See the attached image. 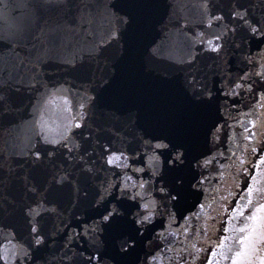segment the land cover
<instances>
[{"label": "water", "instance_id": "obj_1", "mask_svg": "<svg viewBox=\"0 0 264 264\" xmlns=\"http://www.w3.org/2000/svg\"><path fill=\"white\" fill-rule=\"evenodd\" d=\"M203 2L66 0L67 9L50 19L36 40L15 48L0 41V81H7L20 89L11 92V97L18 106L27 105L21 113L0 117V165H3L0 167V203L5 196L17 201L28 200L35 207L37 204L34 201L40 202L37 220L45 232L55 234L51 236L49 247L38 251L37 256L46 257L50 264H57L64 252L70 253L73 248L80 252L85 248L83 240H67V228L62 233L56 232V229L63 227L62 218L73 212L81 224L85 221L89 225L93 223L95 217L89 219L84 211H77V208L87 209L88 199H99L104 195L107 166H100V154L127 151L134 138L145 131L147 135L166 136L174 145L185 147L188 156L198 151L205 154H210V151L222 152L223 156L217 157L219 164L230 165L228 158L231 152L228 149L233 141L229 137H234L237 146L247 143L243 141L245 132L241 124L247 125L258 137L262 134L258 127L253 128L248 124L249 120L256 121L264 114V107L253 108L260 102L259 95L245 94L243 90L239 96L223 94L225 86L231 87L247 70L246 62L241 61V52L251 55L261 47L254 38L249 37L246 29L231 23L235 18L231 17L228 9L234 3H247L248 0H208L209 14L223 15V23L229 24L232 29L227 38L228 54L223 59L206 51L204 44L193 47L192 37L196 32L208 31L206 25L199 23L203 19V9L200 7ZM123 13L131 18V23L123 33L126 52L120 60L121 51L111 43V32L121 27L117 23V16ZM213 27L217 33L223 31L220 22H215ZM145 43L149 49L147 52H143ZM33 44L37 47L34 48ZM237 44L241 47L236 48ZM152 48L158 50L159 54L155 57L150 55ZM38 50L44 59L39 70L34 59ZM193 51L196 57L189 61V53ZM116 64L117 73L114 71ZM73 66H82L84 72L80 73L79 69L69 72L61 70ZM38 71L43 73L42 83L50 92L37 85L41 92H46V101L38 105L33 113L35 97L28 88L30 82L41 78ZM161 72H168L171 79L165 80ZM61 83L63 88L59 87ZM205 87L216 93L215 104L212 101L197 103L193 100ZM90 96L94 97L91 101L88 99ZM253 110L256 115H242ZM78 113L87 114L85 119L89 125L75 129V132L81 133L77 136L81 144L79 157L70 159L69 156L76 153L69 154L68 149L48 157L47 151L53 146L39 143L36 121L43 125L45 134L57 138L64 131L70 116L77 117ZM76 122L79 123V120ZM210 124L212 127L216 124L222 126L220 141L213 149L201 143ZM34 143L36 148L33 149L31 146ZM232 150L235 151L236 147ZM35 152L40 153L38 158ZM85 160L89 167L93 160L96 161L98 170L95 174L80 171ZM9 167L20 177L19 182L9 176ZM216 170L220 169L217 167ZM187 171L184 168H169L166 179L174 186L175 179L186 175ZM250 171L257 174L256 169ZM57 173H72L75 179L69 175V186L64 191H53L55 203H45L43 196L34 193L24 195L25 183L39 185L38 190L43 193L45 188H50L49 178ZM85 176L88 179H83ZM219 183L218 177L213 180L210 193ZM82 186H86L87 194L81 192ZM208 202L211 203V195ZM54 204L55 212L44 210L53 208ZM21 211L18 209L13 214L0 209V227L19 225L22 222ZM198 211L201 210L195 206L189 208V212ZM184 215H188V212ZM201 223L203 220L197 221L192 217L189 220L190 232L194 233ZM181 224L183 215L178 214L174 227L179 229ZM80 231L82 227H77V232ZM107 231V253L116 258L118 264H132L135 254L121 256L112 243L118 236L132 232L127 218H115ZM2 240L3 235L0 234ZM12 251L10 247L7 249L8 254ZM4 252L5 249L0 247V255H4ZM211 252L212 248L209 247L208 252L203 254L205 261L212 258ZM84 255L90 256V253L85 252ZM63 264L70 262L64 260Z\"/></svg>", "mask_w": 264, "mask_h": 264}, {"label": "clouds", "instance_id": "obj_2", "mask_svg": "<svg viewBox=\"0 0 264 264\" xmlns=\"http://www.w3.org/2000/svg\"><path fill=\"white\" fill-rule=\"evenodd\" d=\"M67 7L66 0H14L11 3L9 0H0V41L7 42L13 48L25 46L30 40H36L44 25ZM200 7L203 9V19L199 23L206 25L208 31L196 32L192 37L193 47L204 44L206 51L223 59L228 54L227 38L232 29L229 24L223 23V15L209 14L208 0H204ZM228 12L235 18L231 23L246 29L249 37L254 38L261 47L251 55L241 52L240 58L242 62H246L247 70L231 87L225 86L223 94L239 96L241 90L245 94H258L260 102L253 108L264 107V103H261L264 102V0L234 3ZM117 18L127 23L130 17L123 13ZM215 22L223 25V31L216 32L213 27ZM209 41L212 42L211 46ZM120 44L121 52L125 55L124 36ZM33 47L37 45L33 44ZM240 47V44L236 45V48ZM148 50L145 43L143 52ZM195 57L196 53L193 51L189 53L188 60ZM34 59L39 70L44 62L39 50ZM61 70L69 72L72 68ZM114 71L117 73V64ZM38 75L41 78L30 82L28 88L35 97L32 103L33 113L38 105L46 101V92H50L42 83L43 73L38 71ZM160 75L165 80L171 79L168 72H161ZM37 85L44 87L46 92H41ZM63 86V83L59 85L60 88ZM13 91L18 92L20 89L7 81H0V117L14 116L27 107L18 106L14 102L11 97ZM215 97L216 93L205 87L193 100L197 103L212 101L215 104ZM88 99L91 101L94 97L90 96ZM86 115L78 113L77 117L70 116L64 131L57 138L45 134L43 125L39 120L36 121L39 143L53 146L47 151L48 157H53L62 149H68L69 154L76 153L74 156L70 155V159L79 157L81 144L77 136L81 133L75 132V129L89 126ZM242 115L253 116L256 113L253 110ZM77 119L79 123L76 122ZM256 125L262 134L259 137L253 136V143L237 146L234 137H229L233 141L228 149L231 152L228 158L231 160L230 165L219 164L217 157L223 156L222 152L210 151V154H205L198 151L188 156L185 147L174 145L166 136L147 135L145 131L134 138L127 151L100 154V166H107L104 195L99 199H88L87 209L77 208V211H84L89 219L95 217L93 223L89 225L85 221L81 224L79 217L73 212L70 216L63 217V227L56 229V232L62 233L67 228V240H83L85 248L80 252L75 248L70 253L64 252L57 264H63L64 260L70 264H118L117 259L106 251L109 247L107 227L115 218L124 217L131 225L132 232L118 236L112 243L121 256L135 254L132 264H264V168L259 170V179L256 178L257 174L250 171L256 169L253 160L258 163L260 159H264V114L257 117ZM221 127L219 124L215 127L210 124L201 143L209 149L215 148L220 141ZM244 132L243 141H246L247 132ZM31 147L36 148V144ZM233 147H236L235 151L232 150ZM34 155L38 158L40 153L35 152ZM109 159L112 163H109ZM217 167L219 171L216 170ZM169 168H184L188 171L186 175L177 177L173 186L166 179ZM97 170L95 160L90 167L85 160L80 169L81 172L91 174H95ZM8 172L12 179L19 182L20 177L15 175L14 169L9 167ZM69 175L73 174L52 175L48 186L53 190L64 191L69 186ZM217 177L220 183L210 193V186ZM37 187L39 185L30 186L25 183L24 195L36 192ZM81 192L87 194L86 186L81 187ZM42 195L40 193L37 196ZM210 195L211 203L208 202ZM109 196L111 199H108ZM192 206L201 211L189 212ZM55 207L54 204L53 208ZM34 208V204L28 200L17 201L8 196L0 203V209L13 214L22 209V222L19 225L0 227V234L3 235L0 247L5 249L4 255H0V264H50L46 257L37 256V252L49 247L51 236L55 233L44 231L37 215L32 211ZM185 212L188 215H184ZM178 214L183 215V224L179 229L174 227ZM192 217L197 221L203 220L194 233L190 232L189 220ZM77 227H82V231L77 232ZM9 247L13 249L11 254L7 252ZM209 247L212 248V258L205 261L203 254L208 252ZM85 252H89L90 256H85Z\"/></svg>", "mask_w": 264, "mask_h": 264}, {"label": "snow or ice", "instance_id": "obj_3", "mask_svg": "<svg viewBox=\"0 0 264 264\" xmlns=\"http://www.w3.org/2000/svg\"><path fill=\"white\" fill-rule=\"evenodd\" d=\"M117 23L118 25H123V26H126V27H116L112 30L111 32V37H112V40H111V43L116 46L118 49H120L121 51V44H120V41H122L123 39V33L127 30L128 28V25L131 23V18H129L128 22L125 23L122 19L120 18H117ZM211 41H209V45L211 46ZM159 53H158V50L156 48H152L150 49V55L155 57L157 56ZM124 57L123 53L121 52V57H120V60ZM118 60L117 61V64L118 62L120 61ZM76 69H79L81 70L80 73H83L84 72V69L82 66H73L72 67V70H76ZM247 116V115H246ZM248 124H251L253 126V128L257 127L256 125V121L254 120H250L248 122ZM241 127L244 128V131L247 132V137H246V141L249 142V143H253V136H256L257 133H255L254 131H252L247 125H244L242 124ZM235 142V140H234ZM109 163H112V160L109 159ZM253 164L255 165L256 169H257V179H259L260 177V172L259 170L264 168V159H260L259 162L257 163L256 160L253 161ZM53 188L50 187L49 189L47 190H44L43 191V199L45 201V203H55V198L52 197V194H53ZM42 193L41 191L38 190V187L36 188V192H34V194L38 195ZM49 197H51L52 199H49ZM34 203L37 204V207L32 209V211L36 214V215H39V209L41 207L40 205V202L39 201H34ZM45 211H49V212H55V208H51V209H47L45 208L44 209Z\"/></svg>", "mask_w": 264, "mask_h": 264}]
</instances>
